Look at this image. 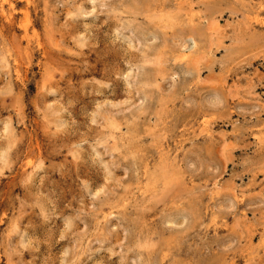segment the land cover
I'll return each instance as SVG.
<instances>
[{
    "label": "rangeland",
    "instance_id": "rangeland-1",
    "mask_svg": "<svg viewBox=\"0 0 264 264\" xmlns=\"http://www.w3.org/2000/svg\"><path fill=\"white\" fill-rule=\"evenodd\" d=\"M0 264H264V0H0Z\"/></svg>",
    "mask_w": 264,
    "mask_h": 264
},
{
    "label": "bare ground",
    "instance_id": "bare-ground-1",
    "mask_svg": "<svg viewBox=\"0 0 264 264\" xmlns=\"http://www.w3.org/2000/svg\"><path fill=\"white\" fill-rule=\"evenodd\" d=\"M28 1V0H27Z\"/></svg>",
    "mask_w": 264,
    "mask_h": 264
}]
</instances>
